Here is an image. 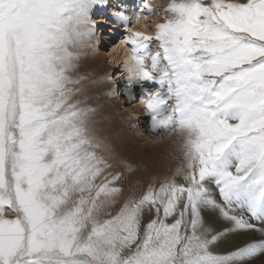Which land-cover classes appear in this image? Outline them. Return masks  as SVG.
I'll use <instances>...</instances> for the list:
<instances>
[{"label":"snow or ice","instance_id":"1","mask_svg":"<svg viewBox=\"0 0 264 264\" xmlns=\"http://www.w3.org/2000/svg\"><path fill=\"white\" fill-rule=\"evenodd\" d=\"M107 6L0 0V264H264V0L113 11L124 98L178 137L180 165L139 195L121 185L141 166L99 134L86 85L101 81L79 74Z\"/></svg>","mask_w":264,"mask_h":264},{"label":"rangeland","instance_id":"2","mask_svg":"<svg viewBox=\"0 0 264 264\" xmlns=\"http://www.w3.org/2000/svg\"><path fill=\"white\" fill-rule=\"evenodd\" d=\"M140 1L142 0H111L110 9L105 10L104 14H100L95 10L94 19L97 29V42L94 50L89 51L87 57L82 61L79 74L101 81L97 84L89 82L86 85L87 94L91 97L89 103L101 110V123L98 126L99 134L111 143L116 153L117 161L123 159L133 163V165L139 164L141 166L140 172L131 175H150L154 177L159 173L158 175H162L164 179L166 177L164 175H172L175 168L181 163V160L177 158L179 151L178 137L170 136L164 139H156L148 132L144 105L139 103L138 100L134 102L126 100L121 92L127 77V73L123 72V63L113 67L114 65L110 63L109 58L110 53L115 51L114 48L118 47L120 40L125 35L124 28L114 22L113 11L124 5L126 6V14L131 15L139 8ZM169 2L170 0H150L154 8H161ZM141 21L145 25H152L154 28L155 23L163 22V17L155 16L152 20L143 21L142 19ZM141 29L144 31L145 27ZM103 35L109 38L103 39ZM100 36L104 42L100 41ZM113 75L116 85L120 87L119 95L115 98L114 95H108L113 86L103 80L104 77H113ZM123 100L126 101L124 105ZM131 111H134L135 115L137 112V118H132ZM138 132H143V135H137ZM144 165H147L146 172L143 170ZM112 171L127 172L125 168L120 166H117ZM131 175H126L121 185L125 191L128 190V177ZM154 178L156 180V176ZM177 180L178 182H183L180 177H177ZM156 181V184H158V180ZM136 183L146 187L151 182L148 180L146 183L144 181H136ZM122 204L123 201L116 204L110 211L112 213L118 212ZM7 218L15 219V216L8 213ZM150 218L146 216L144 223L146 224ZM240 240L242 242V239L237 238L233 243L229 244V247L238 245Z\"/></svg>","mask_w":264,"mask_h":264},{"label":"bare ground","instance_id":"3","mask_svg":"<svg viewBox=\"0 0 264 264\" xmlns=\"http://www.w3.org/2000/svg\"><path fill=\"white\" fill-rule=\"evenodd\" d=\"M137 1V0H136ZM156 2V1H155ZM142 3V1H140V4ZM110 6H111V0H108V6L107 7H104V8H98L96 9V12L100 13V14H104L105 13V10H109L110 9ZM144 21V20H143ZM146 23V22H145ZM145 27V24L144 22L142 23V21H140L139 24H136L135 27L133 28V31H142L141 28ZM103 39H108L109 37L103 35ZM101 39V36L99 37ZM101 39L100 41H103L104 40ZM115 51L111 52L110 55H109V58H110V63L113 64L114 66L113 67H116L118 64L120 63H123L129 58V52H128V46H126L125 44H122V43H119L118 47L117 48H114ZM119 51V53H118ZM117 54H115V53ZM114 77V75H113ZM120 87L118 85H116V92L117 94L114 95V98L116 96L119 95V92H120ZM122 99V98H121ZM126 101L123 100V105ZM131 115H133L132 118H137L136 116L138 115L137 112H136V115L134 113V111H131L130 112ZM139 125V124H138ZM170 158V157H169ZM164 168V167H163ZM163 170V169H162ZM159 171V170H158ZM159 174V173H158ZM155 175L156 176V180H158V184L157 186L159 185V182L162 181L163 179V176L162 175ZM154 176V177H155ZM158 176V177H157ZM166 177H170L171 175H164ZM153 176H150V175H131L128 177V180H129V183H128V190L125 191L126 195L128 193H130V191L133 189V185L136 186V191H137V194H142L144 191H146L147 189V186L144 187V185H139L138 183H136V181H140V182H143L146 183L148 180L153 183V182H157L156 180H154ZM132 182V183H131ZM141 187V188H140ZM117 212L113 213V215H115ZM241 239V238H240ZM233 243V242H232ZM241 240L238 241V244H241ZM232 245V244H231ZM229 247V246H228ZM232 247V246H231ZM229 247V248H231ZM233 248V247H232Z\"/></svg>","mask_w":264,"mask_h":264}]
</instances>
